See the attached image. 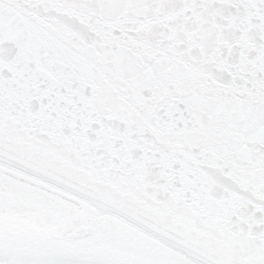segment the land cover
Wrapping results in <instances>:
<instances>
[{"label":"snow or ice","instance_id":"snow-or-ice-1","mask_svg":"<svg viewBox=\"0 0 264 264\" xmlns=\"http://www.w3.org/2000/svg\"><path fill=\"white\" fill-rule=\"evenodd\" d=\"M0 264H264V0H0Z\"/></svg>","mask_w":264,"mask_h":264}]
</instances>
